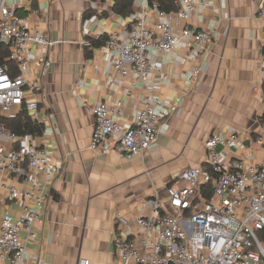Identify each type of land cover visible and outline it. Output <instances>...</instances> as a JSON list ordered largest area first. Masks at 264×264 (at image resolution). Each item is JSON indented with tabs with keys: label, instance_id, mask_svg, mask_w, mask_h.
Masks as SVG:
<instances>
[{
	"label": "crops",
	"instance_id": "obj_1",
	"mask_svg": "<svg viewBox=\"0 0 264 264\" xmlns=\"http://www.w3.org/2000/svg\"><path fill=\"white\" fill-rule=\"evenodd\" d=\"M206 2V9H198L187 22L173 16V26L212 30L209 50L195 55L183 42L174 56L154 55L155 69L145 86L121 75L103 49L110 34L128 38L131 16L143 11V0H134L133 14L127 16L115 11V0H14L17 15L29 18V28L46 32L52 42L47 51L52 64L45 71L39 64L42 48L36 44L31 48L27 77L37 79L43 91L38 117L28 113L44 131L38 137H22L23 143L45 149L50 162L59 166L57 173L41 178L48 197L43 222L35 224L33 235L21 231L27 248L21 264H80L81 260L117 264L115 239L137 233L136 219L152 214L156 199L175 213L169 206L168 187L187 186L180 173L207 166L206 144L213 135L241 134L242 151L219 150L264 163V140H257L264 118L260 0ZM147 10L152 26L157 11ZM196 68L200 73L194 75ZM150 95L162 100L159 109L165 113L156 147L132 159L92 147L93 109L98 102L111 105L122 100V123L128 126ZM23 108L15 107L2 118L16 117ZM15 147L0 138V152ZM11 187L30 189L20 178L0 171L3 199ZM26 204L22 198L6 200L0 204V215L9 213L18 219Z\"/></svg>",
	"mask_w": 264,
	"mask_h": 264
},
{
	"label": "built area",
	"instance_id": "obj_2",
	"mask_svg": "<svg viewBox=\"0 0 264 264\" xmlns=\"http://www.w3.org/2000/svg\"><path fill=\"white\" fill-rule=\"evenodd\" d=\"M13 3L0 0V46L7 47L15 63L14 68L0 61V119L15 107H24L36 119L43 88L37 79L27 77L31 48L35 44L42 48L39 64L45 71L52 64L47 56L52 42L46 32L32 31L29 18L19 17ZM143 6L142 12L131 16L128 38L121 40L117 34H110L103 49L121 75L147 86L155 69L154 55L174 56L183 42L191 53L204 55L213 42V32L188 24L181 30L173 26V16L187 22L198 9H206V0H183L179 10L171 13L161 11L158 2L150 5L143 0ZM147 8L157 11L152 26ZM257 14L264 18V0H260ZM85 33L88 35L89 30ZM199 73L200 69L193 70L194 75ZM162 103L150 95L132 123L125 126L122 100L111 105L98 102L93 109L96 123L92 147L102 153L115 150L127 159L144 155L158 145L165 117L159 109ZM0 138L17 145L7 153L0 152V171L30 185L29 190L11 187L6 196L8 202L27 201L23 215L18 219L9 213L0 215V263L8 260L21 264L27 254L21 231L33 235L35 224L43 222L48 197L41 178L57 173L59 166L50 162L45 149L24 144L21 136L1 122ZM243 139L237 133L230 137L213 135L206 144L207 166L182 171L179 177L187 186L168 187L169 206L175 213L165 210L162 201L156 199L153 213L136 219L137 233L115 239L117 264H264V241L260 237L264 232V163L257 165L219 150L242 151ZM257 140H264V118ZM204 187L211 189V197L206 196ZM6 200L0 195V204ZM80 264L89 261L81 260Z\"/></svg>",
	"mask_w": 264,
	"mask_h": 264
},
{
	"label": "trees",
	"instance_id": "obj_3",
	"mask_svg": "<svg viewBox=\"0 0 264 264\" xmlns=\"http://www.w3.org/2000/svg\"><path fill=\"white\" fill-rule=\"evenodd\" d=\"M150 5L158 2L159 9L166 13L176 12L179 10V5L183 0H148ZM134 0H115L114 9L117 13L127 16L133 14ZM0 61L2 63H9L15 68V63L10 59V52L7 47L0 46ZM8 129L21 137L31 136L38 137L43 134L44 127L42 124L34 121L28 111L23 108L21 112L13 118H1ZM206 196L209 198L212 191L209 187H204ZM261 239L264 241V232L260 233Z\"/></svg>",
	"mask_w": 264,
	"mask_h": 264
}]
</instances>
